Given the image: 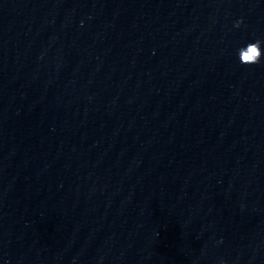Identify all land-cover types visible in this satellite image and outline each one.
Instances as JSON below:
<instances>
[{
  "label": "clouds",
  "instance_id": "9594fccd",
  "mask_svg": "<svg viewBox=\"0 0 264 264\" xmlns=\"http://www.w3.org/2000/svg\"><path fill=\"white\" fill-rule=\"evenodd\" d=\"M242 23L243 20L241 19L234 24V27L239 28ZM262 43H264V41L258 39L248 43L246 46L240 47L237 50L239 62L246 66L260 63L262 56H264V51H262L261 48ZM221 264H224V262L221 261Z\"/></svg>",
  "mask_w": 264,
  "mask_h": 264
}]
</instances>
